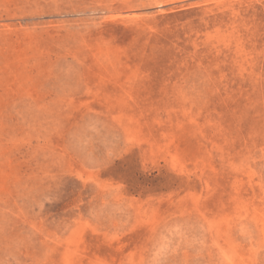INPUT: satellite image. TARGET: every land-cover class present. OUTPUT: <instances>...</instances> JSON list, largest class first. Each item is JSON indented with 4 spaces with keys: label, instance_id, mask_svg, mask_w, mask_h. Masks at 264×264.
I'll list each match as a JSON object with an SVG mask.
<instances>
[{
    "label": "rangeland",
    "instance_id": "1",
    "mask_svg": "<svg viewBox=\"0 0 264 264\" xmlns=\"http://www.w3.org/2000/svg\"><path fill=\"white\" fill-rule=\"evenodd\" d=\"M0 264H264V0H0Z\"/></svg>",
    "mask_w": 264,
    "mask_h": 264
}]
</instances>
